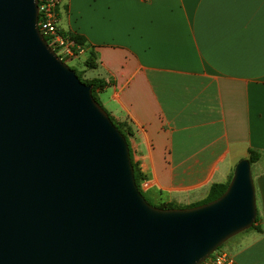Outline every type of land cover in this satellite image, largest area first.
I'll use <instances>...</instances> for the list:
<instances>
[{
	"label": "water",
	"instance_id": "water-1",
	"mask_svg": "<svg viewBox=\"0 0 264 264\" xmlns=\"http://www.w3.org/2000/svg\"><path fill=\"white\" fill-rule=\"evenodd\" d=\"M38 23L39 0H0V264H202L256 224L248 159L212 202L150 204L127 138Z\"/></svg>",
	"mask_w": 264,
	"mask_h": 264
},
{
	"label": "crops",
	"instance_id": "crops-1",
	"mask_svg": "<svg viewBox=\"0 0 264 264\" xmlns=\"http://www.w3.org/2000/svg\"><path fill=\"white\" fill-rule=\"evenodd\" d=\"M58 16L85 38L71 62L106 83L99 100L126 125L155 206L199 204L260 154L258 222L222 251L264 264V0H62Z\"/></svg>",
	"mask_w": 264,
	"mask_h": 264
},
{
	"label": "built area",
	"instance_id": "built-area-1",
	"mask_svg": "<svg viewBox=\"0 0 264 264\" xmlns=\"http://www.w3.org/2000/svg\"><path fill=\"white\" fill-rule=\"evenodd\" d=\"M62 0H39V29L56 54L66 61L78 59L86 51L83 45L63 33L59 28L58 8ZM202 264H238L233 256L216 251Z\"/></svg>",
	"mask_w": 264,
	"mask_h": 264
},
{
	"label": "trees",
	"instance_id": "trees-1",
	"mask_svg": "<svg viewBox=\"0 0 264 264\" xmlns=\"http://www.w3.org/2000/svg\"><path fill=\"white\" fill-rule=\"evenodd\" d=\"M67 35V34H66ZM69 37H71L72 39H74L78 44L80 45H83L84 47H86V44H85V38L81 37V36H78V35H75V36H72V35H68ZM64 62L66 60H63ZM89 66H93V63L90 61L88 63ZM73 69V68H72ZM76 71L79 79L87 84V85H90L92 86L93 88V96L94 98L96 99V101H98V103H100V105L103 107V105L101 104L100 100H99V97H98V90H103L106 86V83L103 82V81H100V80H92V81H86L84 80L81 75L79 74V72L76 70V69H73ZM104 108V107H103ZM105 109V108H104ZM106 110V109H105ZM109 114V113H108ZM111 120L114 122V124L119 128V130L122 132V134L127 138V141H128V129L126 127L125 124H121V123H117L114 118L109 114ZM129 143V141H128ZM131 158H132V155H131ZM260 159V154L256 151H250V157L248 158V160L251 162V164H254L256 163L258 160ZM132 164H133V167H134V171H135V179H136V183L139 187V189L142 191L143 193V186L145 184V177L144 175L142 174V172L140 171L138 165L133 161V158H132ZM232 179V178H231ZM231 181V180H230ZM229 183L228 182L227 184H214L211 189H210V193L207 197V199L199 204H196V205H193V206H190V207H195V206H200V205H203V204H206V203H209V202H212L216 199H218L219 197H221L225 191L227 190L228 186H229ZM146 197V196H145ZM147 199V198H146ZM149 202V201H148ZM158 208H165V209H173V208H186V207H179V206H176L174 204H162L160 206H156ZM258 220V219H257ZM258 222V221H257ZM256 222V224H257ZM256 224L252 227V228H255L256 227ZM251 228V229H252Z\"/></svg>",
	"mask_w": 264,
	"mask_h": 264
},
{
	"label": "rangeland",
	"instance_id": "rangeland-1",
	"mask_svg": "<svg viewBox=\"0 0 264 264\" xmlns=\"http://www.w3.org/2000/svg\"><path fill=\"white\" fill-rule=\"evenodd\" d=\"M71 68L73 69H76L79 74L81 75V77L84 79L85 76H84V73L82 72V69H83V66H82V62L79 61V62H71V61H65ZM144 196H146L147 200L149 201L150 204H152L153 206H155L149 199L148 195L146 193H143ZM225 249V245H223L219 250L217 251H221V250H224Z\"/></svg>",
	"mask_w": 264,
	"mask_h": 264
}]
</instances>
